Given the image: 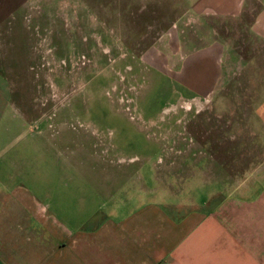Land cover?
<instances>
[{
  "label": "crops",
  "instance_id": "crops-1",
  "mask_svg": "<svg viewBox=\"0 0 264 264\" xmlns=\"http://www.w3.org/2000/svg\"><path fill=\"white\" fill-rule=\"evenodd\" d=\"M43 2L45 11L31 3L22 19L32 36L42 19L45 32L35 35L36 43L18 42L12 15L0 23V264H264V0H182L178 27L192 28L193 36L178 42L183 53L172 65L195 113L208 104L206 117L229 114L233 105L226 99L235 95L218 86L232 78L234 60L236 68L260 69L250 74L260 84L250 114L244 122L224 123L220 140L207 144L219 146L220 153L190 156L187 172L166 173L183 178L185 201L179 189L155 186L154 171L142 156L148 137L132 125L127 140L141 155L124 168L107 154L53 156V138L68 142L71 134L57 131L68 130L66 124L36 120L37 92L27 69L47 59L37 51H51L47 41L56 20L66 44L93 36L100 24L81 0ZM214 21L230 24L221 26L220 38ZM230 35L237 36L236 48ZM20 60L23 80L14 77ZM83 133L76 134L84 139ZM56 161L62 183L71 179V185L54 187ZM69 164L97 171L70 172Z\"/></svg>",
  "mask_w": 264,
  "mask_h": 264
},
{
  "label": "rangeland",
  "instance_id": "rangeland-1",
  "mask_svg": "<svg viewBox=\"0 0 264 264\" xmlns=\"http://www.w3.org/2000/svg\"><path fill=\"white\" fill-rule=\"evenodd\" d=\"M31 3L30 0H0V23L12 15L20 43L29 39L33 44L35 35L41 38L45 32L42 19L37 20L39 29L33 36L23 25L24 12L28 13ZM31 5H38L40 11L46 10L43 0H36ZM81 5L98 19L100 28L93 31L95 34H85L81 40L77 38L66 44L60 21L56 20L47 41V49L51 51H37V57L46 53L47 59H40L27 69L37 92L34 102L40 112L36 120L66 124L70 133L65 128L57 131L60 136L71 134L68 142L53 138V156L107 154L105 156L111 159L116 157L117 166L124 168L135 160V156L141 155V148L127 140L131 138L129 127L132 125L148 137L142 156L148 161L149 170L154 171L155 186L158 190L173 192L179 189V197L185 201L189 190L184 186L183 178H167L166 173L187 172L190 156L220 153L219 146L208 147L207 144L214 139L220 140L224 123L244 122L250 114L251 96L254 88L260 85L250 81V74H258L260 69L236 68L234 60L232 78L218 86V90L235 95L226 99L233 107L228 115L206 117L208 104L195 113V105L189 100L183 84L177 82L172 65V59L183 53L178 50V42L187 41L189 34L193 36L192 28L178 27V18L186 6L182 0H81ZM47 9L50 8L47 6ZM28 19L25 17L24 22ZM211 25L217 38H220L221 26H230L227 23L221 25L220 21ZM229 38L236 48L237 36L230 35ZM252 46L246 49L250 55ZM81 55L84 56L83 64L77 63ZM22 63L20 60L14 68V77L20 80L26 75ZM79 124H84V128ZM80 131L84 132V139L77 136ZM53 166L54 187L71 185V179L62 183L64 178L61 179L60 170L57 171L60 163L56 161ZM67 170L97 171L87 164H69ZM37 171V176H42V168ZM85 178L87 182L91 177L86 174ZM194 194L196 199L202 196L196 189Z\"/></svg>",
  "mask_w": 264,
  "mask_h": 264
},
{
  "label": "built area",
  "instance_id": "built-area-1",
  "mask_svg": "<svg viewBox=\"0 0 264 264\" xmlns=\"http://www.w3.org/2000/svg\"><path fill=\"white\" fill-rule=\"evenodd\" d=\"M29 22V20H25V23L27 24ZM77 63H79V64H83L84 63V56L83 55H81V56H79L78 58H77ZM190 103V102H189ZM193 104V103H192ZM193 105H195V104H193ZM187 108H189V106L187 107Z\"/></svg>",
  "mask_w": 264,
  "mask_h": 264
}]
</instances>
